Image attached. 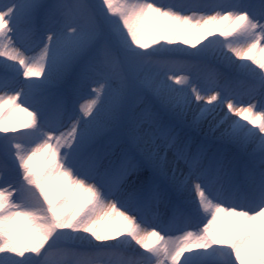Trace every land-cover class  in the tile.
Instances as JSON below:
<instances>
[{
	"label": "snow or ice",
	"instance_id": "6c2138e0",
	"mask_svg": "<svg viewBox=\"0 0 264 264\" xmlns=\"http://www.w3.org/2000/svg\"><path fill=\"white\" fill-rule=\"evenodd\" d=\"M0 264H264V0H0Z\"/></svg>",
	"mask_w": 264,
	"mask_h": 264
},
{
	"label": "rangeland",
	"instance_id": "374dc122",
	"mask_svg": "<svg viewBox=\"0 0 264 264\" xmlns=\"http://www.w3.org/2000/svg\"><path fill=\"white\" fill-rule=\"evenodd\" d=\"M218 26L219 25H217V27ZM5 122L6 124L26 126L29 123V117L27 116V113L14 110L13 112L6 115ZM17 130H23V129L18 128ZM41 161H42V154L37 156L34 159L33 163L41 168H47L52 163L51 159L45 160L43 161V163H41Z\"/></svg>",
	"mask_w": 264,
	"mask_h": 264
}]
</instances>
